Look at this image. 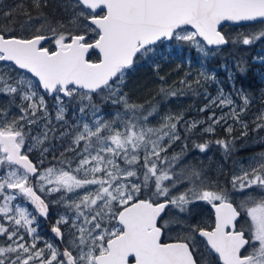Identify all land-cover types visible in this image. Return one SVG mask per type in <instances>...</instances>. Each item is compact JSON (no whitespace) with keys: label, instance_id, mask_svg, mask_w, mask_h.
<instances>
[{"label":"snow or ice","instance_id":"1","mask_svg":"<svg viewBox=\"0 0 264 264\" xmlns=\"http://www.w3.org/2000/svg\"><path fill=\"white\" fill-rule=\"evenodd\" d=\"M48 5L31 0L34 15L0 0V95L8 98L0 107V264H264V153L234 171L230 186L194 167L178 168L188 144L167 153L182 139L183 114L150 127L155 106L129 103L123 91L128 70L165 44L188 45L207 57L208 46L264 42V0H66L63 20L50 19L42 11ZM225 22L254 30L233 38L223 31ZM199 76L215 80L204 71ZM193 84L203 87L199 78L179 81L195 94ZM160 92L178 94L164 84ZM204 96L208 103L199 111L214 107L221 114L185 122L184 131L204 124L203 132L214 133L220 125L229 138L192 146L203 153L214 142L227 155L234 125L241 137L249 135L243 114L252 99L243 89ZM95 98L123 105V115L106 120ZM71 104L77 119L69 126ZM253 125V132L264 131V110ZM58 126L70 129L60 133L70 137L60 155L74 156L41 170L43 159L34 163L29 153L56 138ZM48 152L40 149L42 157ZM50 203L69 210L51 227L60 245L38 231ZM199 203L209 206L211 224L192 218L189 206Z\"/></svg>","mask_w":264,"mask_h":264},{"label":"trees","instance_id":"2","mask_svg":"<svg viewBox=\"0 0 264 264\" xmlns=\"http://www.w3.org/2000/svg\"><path fill=\"white\" fill-rule=\"evenodd\" d=\"M4 2L9 5L23 4L25 8H28L35 15L36 10L31 6V0H4ZM65 2L66 0H49L48 7L42 9V11L50 19H66L62 8V4ZM20 18L23 19V16ZM168 46H171V49H168ZM230 46L228 44L227 47L216 52V55L212 56L209 54V56L204 57L195 48L188 45L177 47L176 45L165 44L157 49L154 57L137 61L133 68L128 70L123 85V91L127 94L129 103L142 106L144 110H149L155 106L156 110H160L158 113L183 114V120L177 125L182 139L181 141H175L168 149L167 154L181 153L183 143H187L188 149L181 153V159L177 167H183L185 171L193 167L197 170H202L203 174L210 181L219 183L222 186H230L227 184L230 179V172L228 170L230 153L228 154V158L219 156L217 159H200L197 156L191 157L186 155L198 150L192 146L193 143H201L205 140L225 139L229 138V134L220 125L216 127L214 133H205L200 127L193 129L191 132H186L184 129L187 127L185 122L189 120L192 114L207 103L208 100L204 96L205 91L209 96L216 93L215 89L219 87V82L223 90H228L229 93L233 94L236 90L242 89V87L247 88L249 84L250 89L253 86L259 85L255 82L252 84L251 81H260L264 68L252 60V56H254L251 52L252 48L248 52H244V49L243 52H236L233 48L229 50ZM241 48L239 45L238 49ZM261 48L264 50V45ZM213 52L210 50V53ZM92 58L97 59L95 56ZM157 64L158 68L154 66ZM234 64H237V67L234 69L235 72L231 74ZM201 71L214 75L216 73L215 80L205 81L203 77L199 76ZM161 76L164 77L163 81L160 79ZM196 78L201 80L203 87L193 84V88L197 89L195 94L192 90L181 89L179 87L180 80L187 79L192 81ZM162 84L170 86L171 89H177L178 94L174 97H165L160 92ZM142 85L145 87L140 89ZM181 92L184 94H180ZM95 99L99 106L123 109V105H113L110 102L101 103L100 98ZM154 126H157L156 122H154ZM253 135L257 134L254 132ZM235 136L237 138L241 136L238 130L231 133V137ZM239 142V139L234 140V147H238ZM220 149L221 147L218 148V150ZM216 168H218V171L221 169L218 176L215 175ZM189 207L193 219L199 217L209 224L212 223L213 216L210 215L209 206L199 203ZM50 209L52 210L51 206Z\"/></svg>","mask_w":264,"mask_h":264},{"label":"rangeland","instance_id":"3","mask_svg":"<svg viewBox=\"0 0 264 264\" xmlns=\"http://www.w3.org/2000/svg\"><path fill=\"white\" fill-rule=\"evenodd\" d=\"M19 2H21V1H19ZM259 27L260 26L258 25L257 26V29ZM230 29H232V30H230ZM234 29H235L234 27H229V29H227L225 27V28H223V31L226 34H228L229 36L235 38V37H237L238 35H240L242 33H248V32H251V31L254 30L253 28H251L249 26L246 27V28H243V29H239L236 32L233 31ZM230 45L231 46L229 47V50H231L233 48L234 51H236V52H243V49H244V52H248V51L251 50L250 48H252L251 52H252V54H254V56H252V60L256 64L258 63V65H261L264 68V50L261 48L264 45V42L258 41L255 44L248 45V46L242 45L240 43H236V44L230 43ZM239 45L242 47L241 49H238V46ZM227 46L228 45H226L225 47H227ZM168 49H171V46H168ZM209 51H210V49H209ZM212 51H214L213 52L214 54L213 53H210V55L213 56V55H216V52L221 51V49L220 48L219 49H213ZM235 67H237V64H234L233 71L231 72V74L233 72H235L234 71ZM224 70H225V68H224ZM215 76H216V73H215ZM259 85H260V89H258L259 92L256 95H258L260 98H256L255 99V102L252 100V103L249 105L248 110L243 114V119L244 120H245L246 116H248V117L251 118L250 121H247L248 124L253 123L255 117L262 110H264V71H263V74H262V78L260 79ZM144 87L145 86L142 85L140 87V89L141 88H144ZM220 88L221 87H220V82H219V87L215 89V92L216 93H213L210 97H215L217 95L218 89H220ZM223 91H224L225 94H228L229 93L228 90H223ZM245 94L248 95L249 93L248 94L245 93ZM249 97L252 99V96H249ZM233 98L236 99L235 95H233ZM207 103H208V101H207ZM253 103H254V105H253ZM7 104H8V101H6V98H3L0 95V107H5V106H7ZM76 107H77L76 104L68 105L67 106L68 112L71 111V110L75 111ZM253 108H255V109H253ZM100 109H101V113L104 115V118L106 120H112V119H114L115 118V113L118 112V111L121 113V115H123V113H124V109H120V108H117V107L105 108L104 106H100ZM13 110H14V108L12 109V111ZM159 111H160L159 109L156 110L155 113L151 117H149V126L150 127L159 128L160 125L163 123L162 117L163 116H166L167 114H170V113H165V114L164 113H158ZM211 111H215L216 114H217V116H219L221 114V111L222 110L219 109V108H214V107L213 108H209V110L207 112H200L198 110L197 112H195V113L192 114V116L189 118V120L187 122H191L193 120H205V121H207V117H208V115H209V113ZM223 111H227V109H223ZM74 116H75V114H74ZM89 118H91V117H89ZM65 120L67 121V117H65ZM154 122L157 123V126L156 127L154 126ZM217 126H219V125H216L215 127H217ZM198 127H200L203 130V128L205 127V125L204 124H201ZM237 130L239 132L242 131V129H240V127H238ZM250 131H252V130H250ZM255 134H257V135H253L252 136V134L250 132V135L249 136L250 137H255V138L257 136V137L261 138L264 135V131H261L260 133L255 132ZM174 143L175 142H173V144ZM263 144H264V138L262 140H257V141L254 142V145L256 147L257 146H262ZM62 145H63V148L65 149V145H66L65 144V141L62 142ZM218 148H220L219 145H217V144H211L210 143L208 149L205 152L201 153V152H199V150H197V151H194L191 154L188 153L186 156H191V157L197 156L200 159H202V158H204V159H214V158L217 159L219 157V154H218V151H219L221 153V155L223 156V158H226V157L228 158L229 157L228 154L227 155L225 154V152H224V150L222 148L220 150H218ZM64 149H62V151H64ZM252 152H253V156L251 158H247V156L245 158H243L242 160H241V158L240 159L238 158L239 160H237L236 163H235V161H230L229 160V164H228L229 165V168H228V170L230 172V177H231V175H232V173L234 171H239L241 168H247L249 166V162L253 158L258 157L261 153H264V148H257V149L255 148V150H253ZM69 153H71V158H72L74 156V153L73 152H69ZM220 170L218 171V168H216V174H215L216 176H218L220 174L219 173ZM256 194L259 196V194H260L259 193V190H256ZM58 195H59V193H54V194H52V196L48 197V200H54V198L56 196H58ZM238 200H239V196H237V201ZM49 205L52 207V212L56 216V220H57V218L59 216L64 215L65 213H67L69 211L67 208H65V206L63 204H60V203H50ZM40 224H42V223H40ZM41 228L42 227H39V230L38 231H39L40 235L43 237L44 232H43V230ZM38 246H40V245H38Z\"/></svg>","mask_w":264,"mask_h":264},{"label":"flooded vegetation","instance_id":"4","mask_svg":"<svg viewBox=\"0 0 264 264\" xmlns=\"http://www.w3.org/2000/svg\"><path fill=\"white\" fill-rule=\"evenodd\" d=\"M225 27L227 29H229L230 26H225ZM225 27H223V28H225ZM246 27H248V26H240V27L235 28L233 31L236 32L239 29H243V28H246ZM230 30H232V29H230ZM254 82L257 83V84L260 83V81H251L252 84H254ZM242 89H243L244 93H247V94L249 93L248 95L252 96V100L253 101H255L256 98H260L258 95H256L259 92L258 89H260V85L253 86L250 89V84H249V86L247 88H243L242 87ZM1 96L3 98H6V101H8L7 97H5L3 95H1ZM48 101H49L50 110L52 111V115L54 116L55 115V109L52 107V103L53 102L51 101V98H48ZM13 111H15V109ZM74 114H75V116H74ZM65 117H67V122H68V125L70 126L77 119V113L75 111H73V110L68 112V108H67V111L65 112ZM245 120L246 121H250L251 118L246 116ZM229 122L231 123V121H229ZM54 123H55V121H54ZM253 126H254L253 123H250L249 124V129L251 130ZM238 127H239V125H234L233 133L237 131ZM66 130H70V129L61 128V127L58 126L57 129H56V138H50L49 140L44 141V143L42 145H37V147L31 153H29V157H30V159L33 160L34 163L39 164V161L41 159H43L44 163H43V165H40L41 170H43V168L50 167V166H58V161L66 159V158H68V159L71 158V153H69V152H65L64 156L60 155V153L62 152V149H64L63 145H62V142L65 141V144H66L65 148L70 143V137L69 136L60 135L61 132L66 131ZM250 132H251V134L253 136L254 132L253 131H250ZM250 132H249V135H250ZM35 134L36 133L34 132L33 135H35ZM249 135L247 137H241L240 136L239 138H237L235 136L234 140H238L239 139L240 142H239L238 147H234V149L231 151L230 157H229L230 161H235V163H236L237 160H239L240 158H241V160L243 158H245L246 156H247V158H251L253 156V152L252 151L255 150V148L256 149L257 148H264V144L262 146H257V147L254 145V142L257 141V140H262L264 138V135L261 138H259V137H257V138L250 137ZM50 137H51V134H50ZM43 147H48L49 148V152L45 153L44 156L42 157L40 155V149L43 148ZM218 153H220V152L218 151ZM219 156H222V155L219 154ZM54 157H55V159H54ZM213 219H214V217H213ZM55 221H56V216L53 214V212L51 210V216H50V219H49V223L51 224V226L53 225V223ZM40 223H42V224H40V227H42L41 229L44 232V234H43L44 239L48 240L49 242H51L53 244L60 245V242H57L52 237V235H51V233H50V231L48 229L49 225L47 223H44V222H41V221H40ZM62 231H64L65 238L67 239L68 238L67 226H62Z\"/></svg>","mask_w":264,"mask_h":264},{"label":"water","instance_id":"5","mask_svg":"<svg viewBox=\"0 0 264 264\" xmlns=\"http://www.w3.org/2000/svg\"><path fill=\"white\" fill-rule=\"evenodd\" d=\"M225 26H230V27H234V28H237V27H240V25H233V24H231L230 22H225V25H222L221 27H222V29H223V27H225ZM226 46V45H225ZM225 46H221L220 48H223V47H225ZM209 47V49H215V47L214 46H208ZM49 218H50V209H49V215H48V218L47 219H44V218H40V220L41 221H43V222H45V223H47L48 225H49V227H48V229H49V231H50V233H51V235H52V237L57 241V242H60L55 236H54V234L51 232V224L49 223Z\"/></svg>","mask_w":264,"mask_h":264}]
</instances>
